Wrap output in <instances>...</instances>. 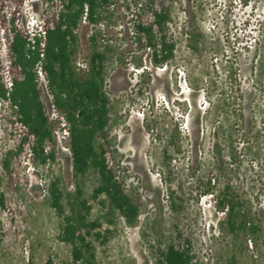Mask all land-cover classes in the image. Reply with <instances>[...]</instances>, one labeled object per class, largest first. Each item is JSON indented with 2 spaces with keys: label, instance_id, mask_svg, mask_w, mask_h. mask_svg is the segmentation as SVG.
I'll use <instances>...</instances> for the list:
<instances>
[{
  "label": "rangeland",
  "instance_id": "374dc122",
  "mask_svg": "<svg viewBox=\"0 0 264 264\" xmlns=\"http://www.w3.org/2000/svg\"><path fill=\"white\" fill-rule=\"evenodd\" d=\"M118 1L105 36L125 56L122 62L115 59L107 88L123 122L113 125L110 135L117 136L143 206L136 225L122 218L109 225L90 198L98 175L89 171L83 177L90 218L102 220V232L112 231L104 243L88 237L95 264H154L156 245L172 240L177 225L192 236L199 264H230L233 254L236 264H264V0L241 6L238 0H174L169 23L174 56L158 65L152 47L137 51L134 42L135 22L150 14L149 0ZM33 3L36 17L45 21L53 8ZM10 15L11 9L0 11L5 19L0 54ZM24 17L19 16V25ZM90 32L81 27L79 52L85 57ZM135 56L142 65H135ZM141 78L148 80L143 95L136 93ZM6 107L0 101V264H61L71 259V246L59 239L63 219L50 204V182L60 180L68 210L81 180L74 175L71 153L57 143L54 162L40 164L25 148L7 171L3 159L16 149L22 127L4 119ZM146 119L156 121L153 130ZM224 190L241 201L237 209L259 227L256 232L230 231L228 207L218 206Z\"/></svg>",
  "mask_w": 264,
  "mask_h": 264
},
{
  "label": "trees",
  "instance_id": "16d2710c",
  "mask_svg": "<svg viewBox=\"0 0 264 264\" xmlns=\"http://www.w3.org/2000/svg\"><path fill=\"white\" fill-rule=\"evenodd\" d=\"M47 1L53 10L45 17L42 47L41 37L35 36V42L31 44L29 35L16 24V13L23 0H0V11L11 9L8 30L4 35L5 50L0 54V101L6 103L9 110L4 119L11 125L22 127L16 149L8 151L3 164L9 171L12 159L18 158L25 148L32 152L36 162L43 165L57 158L55 133L59 122L51 119L47 112L44 92L35 71L36 64L41 62L54 108L67 120L69 136L66 143L70 148L72 169L75 177L81 180L77 181L75 193L68 201V210L63 203L60 180L50 182V204L63 219L59 239L71 246V259L61 264H95L96 254L88 237L94 235L104 243L112 231L105 229L102 232V220L90 218L92 205L88 198L83 197V177L89 171L98 175L99 183L93 188L90 198L97 200L104 211L101 217L109 225L116 224L119 218L130 226L136 225L143 206L138 184L131 182L133 175L130 168L123 164L117 136L110 135L112 126L121 124L123 116L117 109L118 101L107 88V77L115 59L124 61L125 53L116 52L114 43L105 36L106 30L100 24L105 23L107 27L114 20L116 13L112 6L118 0H60V5L53 0ZM173 1L149 0L145 8L150 14L140 15L135 22L137 51L143 52L152 47V61L157 65L174 56L176 42L169 29ZM247 2L242 0L243 5ZM125 6L130 8L128 2ZM84 15L93 26L87 37L89 67L79 69L76 65L80 51L78 29L82 26ZM4 22V18L0 20L1 29ZM223 24L228 26L229 20L226 18ZM202 37L200 32L198 41ZM135 65H142L141 56H135ZM7 72L12 81L10 87L5 79ZM142 76L145 77L144 74ZM147 87V78H141L136 93L143 95ZM155 124L156 121L153 123L150 119L145 121L150 131ZM164 153L169 159L166 148ZM167 162L170 167V161ZM218 204L222 209L228 207L226 220L231 232L246 228L256 232L259 229L247 213L237 209L242 203L235 200L228 190H224ZM0 205H4L2 191ZM176 227L172 240L165 245H156L154 264H199L192 236L186 234L184 228ZM230 264H236L234 254Z\"/></svg>",
  "mask_w": 264,
  "mask_h": 264
},
{
  "label": "built area",
  "instance_id": "2783aa9c",
  "mask_svg": "<svg viewBox=\"0 0 264 264\" xmlns=\"http://www.w3.org/2000/svg\"><path fill=\"white\" fill-rule=\"evenodd\" d=\"M235 1V0H234ZM239 5L241 6L242 0H238ZM33 2H39L41 4H45V6L48 4L47 0H23L22 6L20 10L16 13L18 18L16 20V24L21 27L25 32L29 35L28 39L31 41V44H34L35 42V36H39L42 38V41L40 42L41 46H44V38H45V28H44V21H40L36 15H35V10H34V3ZM54 3L59 4L60 0H53ZM119 2V1H118ZM236 2V1H235ZM234 2V3H235ZM237 3V2H236ZM235 3V4H236ZM118 3H115L113 5H117ZM60 5V4H59ZM87 10V9H86ZM133 16V13L131 14ZM19 16H25L24 22L22 25H19L18 19ZM88 26L90 30L92 29L93 24H90L86 20V16H83V23L82 26ZM81 26V27H82ZM81 27L78 29L79 33L81 30ZM100 27L104 30H106V24L101 23ZM133 33V32H132ZM149 49L151 47H148ZM43 56V53L41 54ZM76 65L80 69H88L89 64L88 60L85 56H83L82 53H78L77 59H76ZM35 71L37 74V78L39 81V84L41 85L43 92H44V97H46V108L48 115L51 119H56L59 122V128L56 130L55 137H56V143L58 146L63 150V151H69L70 148L66 143V140L69 136V128L67 124L66 118L59 114V112L54 108L53 101H52V96L48 91V79L43 71L42 68V63L38 62L35 66ZM5 79L7 81L8 86L10 87L12 85V81L10 79L9 73L7 72L5 74ZM27 155L29 158H32V152L28 149ZM29 168L33 170L34 168L32 167V163H29ZM42 185V184H41ZM43 186V185H42Z\"/></svg>",
  "mask_w": 264,
  "mask_h": 264
}]
</instances>
